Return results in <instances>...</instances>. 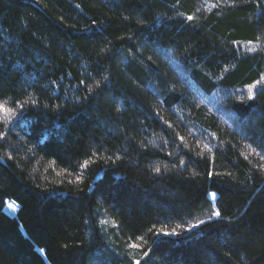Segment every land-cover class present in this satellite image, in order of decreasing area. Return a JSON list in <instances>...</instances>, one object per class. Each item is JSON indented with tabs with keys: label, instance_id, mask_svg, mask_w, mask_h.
Masks as SVG:
<instances>
[{
	"label": "trees",
	"instance_id": "16d2710c",
	"mask_svg": "<svg viewBox=\"0 0 264 264\" xmlns=\"http://www.w3.org/2000/svg\"><path fill=\"white\" fill-rule=\"evenodd\" d=\"M0 104V264H264V0H0Z\"/></svg>",
	"mask_w": 264,
	"mask_h": 264
},
{
	"label": "rangeland",
	"instance_id": "374dc122",
	"mask_svg": "<svg viewBox=\"0 0 264 264\" xmlns=\"http://www.w3.org/2000/svg\"><path fill=\"white\" fill-rule=\"evenodd\" d=\"M245 49H248V50L254 49V46L247 45L245 47ZM261 83H262V81L256 82L252 86L245 87L242 90H240L239 92H241V93H252L257 88V86L260 85ZM193 90H194V93L197 96L198 100L201 103L206 104L209 108H211L213 110H216L219 112L221 111L222 108L220 107V105H221L220 102L223 100L224 94L226 93L225 91L217 90L210 95H205V94L201 93L200 91H198L194 87H193ZM231 93H233V92H231ZM210 197H214V195L212 193H210ZM10 205H11V208H15L17 210V207L11 202H7L5 206L10 207ZM215 213H217V212H216L215 208L213 207L210 211H207L206 213L202 214L198 218L197 223L217 217V215Z\"/></svg>",
	"mask_w": 264,
	"mask_h": 264
},
{
	"label": "bare ground",
	"instance_id": "6f19581e",
	"mask_svg": "<svg viewBox=\"0 0 264 264\" xmlns=\"http://www.w3.org/2000/svg\"><path fill=\"white\" fill-rule=\"evenodd\" d=\"M4 211L10 215V216H14L16 214V209L15 208H11V207H4Z\"/></svg>",
	"mask_w": 264,
	"mask_h": 264
},
{
	"label": "snow or ice",
	"instance_id": "6c2138e0",
	"mask_svg": "<svg viewBox=\"0 0 264 264\" xmlns=\"http://www.w3.org/2000/svg\"><path fill=\"white\" fill-rule=\"evenodd\" d=\"M0 110H4L5 112H11V109H6L4 108V106L2 104H0ZM157 171H159V169H157ZM214 195V194H213ZM11 207V205H10ZM216 215H219V213H215Z\"/></svg>",
	"mask_w": 264,
	"mask_h": 264
}]
</instances>
